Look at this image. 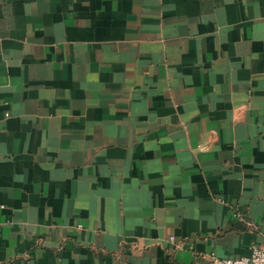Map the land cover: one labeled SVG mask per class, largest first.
Segmentation results:
<instances>
[{"label":"crops","instance_id":"1","mask_svg":"<svg viewBox=\"0 0 264 264\" xmlns=\"http://www.w3.org/2000/svg\"><path fill=\"white\" fill-rule=\"evenodd\" d=\"M263 236L264 0H0V264Z\"/></svg>","mask_w":264,"mask_h":264},{"label":"built area","instance_id":"2","mask_svg":"<svg viewBox=\"0 0 264 264\" xmlns=\"http://www.w3.org/2000/svg\"><path fill=\"white\" fill-rule=\"evenodd\" d=\"M170 238L174 240L173 236ZM213 262L214 264H264V236L260 242L252 245L249 254L234 257H213Z\"/></svg>","mask_w":264,"mask_h":264}]
</instances>
